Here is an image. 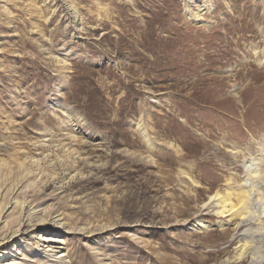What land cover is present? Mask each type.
<instances>
[{"label": "rangeland", "instance_id": "obj_1", "mask_svg": "<svg viewBox=\"0 0 264 264\" xmlns=\"http://www.w3.org/2000/svg\"><path fill=\"white\" fill-rule=\"evenodd\" d=\"M0 245L264 264V0H0Z\"/></svg>", "mask_w": 264, "mask_h": 264}, {"label": "bare ground", "instance_id": "obj_2", "mask_svg": "<svg viewBox=\"0 0 264 264\" xmlns=\"http://www.w3.org/2000/svg\"><path fill=\"white\" fill-rule=\"evenodd\" d=\"M246 196L248 197V193L247 194H244V195H242V197L243 198H246ZM219 196H218V194H215V195H213V196H211V197H209V203H211L212 204V202H213V200H214V203L216 204V205H218L222 210H220V211H217V213L219 214V215H221L222 217H226L228 214H230L231 216H233V212H235V210H233L232 208H234V207H232L231 208V204H227V205H224L225 203H223V205L220 203V201H219ZM227 199V198H226ZM219 201V202H218ZM221 201H223L222 200V198H221ZM228 201H229V199H228ZM227 201V202H228ZM224 202V201H223ZM226 202V203H227ZM238 202H239V204H240V206L242 207H244V204H245V199L244 200H242V198L241 197H238ZM237 202V203H238ZM208 204V203H207ZM227 206H229L230 208H227ZM235 206V205H234ZM236 207V206H235ZM242 207V208H243ZM245 208V207H244ZM238 210H240V209H238ZM237 210V211H238ZM219 223H222L221 221H218L217 222V224H219ZM14 233V232H13ZM15 234H17V233H15ZM22 235H23V232L21 233ZM15 237V235H11V237H4V238H2L1 240H3V241H5L4 242V244H7V243H9L14 237ZM13 241V240H12ZM44 241V240H43ZM38 243L37 242H35V250L38 248L37 245ZM3 245V244H2ZM4 248V246L3 247H1V245H0V250L1 249H3ZM4 250H5V248H4ZM8 255V254H7ZM0 264H4V263H6V261L8 262L9 260L8 259H6V257H5V255H1L0 254ZM11 260H13V259H11ZM10 264H16V262H14V263H12V261L10 262ZM19 264V263H18Z\"/></svg>", "mask_w": 264, "mask_h": 264}]
</instances>
